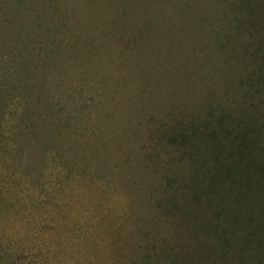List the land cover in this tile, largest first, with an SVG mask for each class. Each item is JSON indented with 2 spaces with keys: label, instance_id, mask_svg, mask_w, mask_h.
Masks as SVG:
<instances>
[{
  "label": "rangeland",
  "instance_id": "rangeland-1",
  "mask_svg": "<svg viewBox=\"0 0 264 264\" xmlns=\"http://www.w3.org/2000/svg\"><path fill=\"white\" fill-rule=\"evenodd\" d=\"M263 17L264 0H0V264H227L177 135L256 110Z\"/></svg>",
  "mask_w": 264,
  "mask_h": 264
},
{
  "label": "trees",
  "instance_id": "trees-1",
  "mask_svg": "<svg viewBox=\"0 0 264 264\" xmlns=\"http://www.w3.org/2000/svg\"><path fill=\"white\" fill-rule=\"evenodd\" d=\"M261 32L250 55L255 66L260 64L245 77L251 99L258 100L256 110L245 118L224 113L206 119L190 134L191 139L177 135L183 151L188 147L186 154L200 156L207 166L199 164L194 174L195 181L205 185L200 198H207L209 216L220 219L223 232L227 231L214 250L217 263L264 262V27Z\"/></svg>",
  "mask_w": 264,
  "mask_h": 264
}]
</instances>
